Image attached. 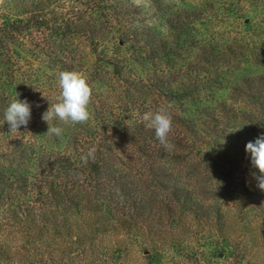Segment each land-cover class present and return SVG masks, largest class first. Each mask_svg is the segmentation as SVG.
Returning <instances> with one entry per match:
<instances>
[{
	"label": "rangeland",
	"instance_id": "374dc122",
	"mask_svg": "<svg viewBox=\"0 0 264 264\" xmlns=\"http://www.w3.org/2000/svg\"><path fill=\"white\" fill-rule=\"evenodd\" d=\"M61 71L87 78L91 116L52 121L56 137L41 116ZM16 98L32 115L10 133ZM161 108L171 151L139 127ZM261 135L264 0H0V264H264V192L245 152ZM93 147L128 196L87 190L65 214L17 221L23 183L49 180L42 152ZM69 213L89 225L57 231Z\"/></svg>",
	"mask_w": 264,
	"mask_h": 264
},
{
	"label": "trees",
	"instance_id": "16d2710c",
	"mask_svg": "<svg viewBox=\"0 0 264 264\" xmlns=\"http://www.w3.org/2000/svg\"><path fill=\"white\" fill-rule=\"evenodd\" d=\"M116 72L118 73L119 71ZM203 80L204 78L201 82H204ZM176 96H178V94L173 91L168 92L166 95L169 99H174ZM141 124L142 121H140L139 127ZM150 134L151 137H153L155 134L154 130L151 131ZM105 136V133H103L102 136H99L97 141L100 142ZM95 139L94 137H89L88 140L94 143ZM42 153L48 157L46 159L42 158L38 166L45 171V177L49 180H37L36 183H23L25 198L22 199L16 207L17 213H19V215H17L18 222L35 214L38 215L37 217H41L40 215H44L47 211L49 215L52 214L53 216L65 214L68 206L71 208V206L82 201H89L87 190L98 193L97 197L102 202H104L103 197L110 200L111 196L114 195L128 196L126 186L121 183L120 177H117L115 174L114 177L109 175L108 171L102 167L104 163L98 156H95L94 160L90 158L85 165L80 158L87 152L61 155H54V153L47 151ZM104 177L107 179H104ZM85 195L87 196L84 197ZM74 201L76 203H73ZM177 202L179 203V201ZM128 205L130 208L131 206L133 207L132 202L127 203V206ZM80 210L86 211V209L82 207H80ZM70 213L67 217L61 216L55 218L52 224L55 225L57 231L62 228L60 219H63L65 222L70 220L69 229L73 227L81 231L82 228L85 229V227L89 225L87 224V218L81 217L80 215L77 216V219H74V217L71 216L72 213ZM80 244H82V242H80Z\"/></svg>",
	"mask_w": 264,
	"mask_h": 264
},
{
	"label": "clouds",
	"instance_id": "9594fccd",
	"mask_svg": "<svg viewBox=\"0 0 264 264\" xmlns=\"http://www.w3.org/2000/svg\"><path fill=\"white\" fill-rule=\"evenodd\" d=\"M57 88L56 102H50V106L42 114L41 119L48 125L46 135L59 137L63 129L52 125V121L58 120L70 126L84 124L89 121L91 114L88 109L92 98V88L87 78L76 71H61L58 74ZM36 106L39 107V105ZM168 107L170 108L171 105H168ZM31 115L32 105L27 99L21 101L16 98L5 109L3 119L9 125L11 133L17 132L21 126L27 127ZM140 120L146 128L154 130L156 139L166 151H171L174 148V145L168 139L173 124L172 116L167 109L161 108L155 113L145 112L140 116ZM95 152V147L90 148L86 154L81 156V161L86 165L90 158L94 160ZM245 152L250 155L252 167L258 169L260 173L258 176L256 173H252V176L257 181L258 189L264 192V135L259 136L255 141L248 142Z\"/></svg>",
	"mask_w": 264,
	"mask_h": 264
}]
</instances>
